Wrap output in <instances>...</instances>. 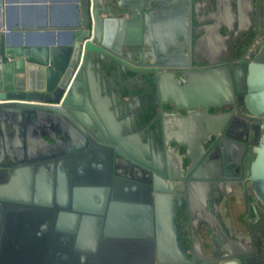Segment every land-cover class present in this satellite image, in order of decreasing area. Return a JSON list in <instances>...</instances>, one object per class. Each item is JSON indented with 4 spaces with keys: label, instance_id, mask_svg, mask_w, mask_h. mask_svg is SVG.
Listing matches in <instances>:
<instances>
[{
    "label": "water",
    "instance_id": "1",
    "mask_svg": "<svg viewBox=\"0 0 264 264\" xmlns=\"http://www.w3.org/2000/svg\"><path fill=\"white\" fill-rule=\"evenodd\" d=\"M18 2L0 0V15ZM175 6L160 9L179 19L173 55L122 52L141 45L123 31L142 27L141 0H75L61 31H0V137L26 129L34 142L0 148V264H119L108 256L127 239L145 247V264L196 263L216 229L195 224V196L214 178L232 188L248 221V243L225 236L223 264H251L262 250L264 19L248 35L229 28L233 44L240 39L231 61L200 71L190 62L191 8ZM57 25L44 18L35 27ZM111 108L125 120L111 124ZM188 123L191 144L168 129ZM111 202L140 206L110 216ZM140 210L147 220L133 217Z\"/></svg>",
    "mask_w": 264,
    "mask_h": 264
},
{
    "label": "crops",
    "instance_id": "2",
    "mask_svg": "<svg viewBox=\"0 0 264 264\" xmlns=\"http://www.w3.org/2000/svg\"><path fill=\"white\" fill-rule=\"evenodd\" d=\"M127 1H129L130 6L133 5L134 0ZM74 2L75 0H19L16 5H13L17 8L7 12L8 16H5L3 11L1 12L0 22L2 26L0 31L13 32L15 35L20 32L22 33V31H38V33L42 31H61L65 28L64 25L71 21L72 12L70 7L72 8ZM141 3L143 5V9L141 10L143 17L141 22H143V25L140 29L135 28L132 24L128 25L123 30L125 31V37L139 41L141 44L140 48L145 51L164 50L170 55H173L175 52L173 50L175 49L174 46L181 42L180 33L177 31L179 19L174 13L167 14L163 18L160 15V9L176 8L175 4L183 6L187 4L190 6L192 29L196 31L189 45L190 62L193 67H196L200 71L211 67H218L225 63L227 58L231 61V50L234 51L238 46H233L235 43L233 44L232 40L229 39V28L232 31H239L240 34L248 35L254 31L253 26L255 22L264 19V8L262 7L264 0H189V3L188 0H141ZM157 3L162 4V6L160 8L156 7ZM145 4L150 5V7H144ZM44 18L52 19L55 24H60V26H47L43 29L37 28ZM21 21L31 24L33 27L23 29L20 27ZM180 52L185 53L186 49L181 48ZM106 106L104 104L105 108ZM106 114L111 124L117 125L125 120L117 108L115 110L113 108L110 111L107 110ZM31 127L32 125L29 124V128ZM168 129L173 134L176 133L178 136H184L183 141L192 143L195 127L191 123H188L182 130H179L175 126H170ZM180 132H182V135ZM6 138L0 139L1 149H3L1 145H5L4 143L7 142L4 140H9L12 145L11 147L18 143L19 140L26 143L32 140L31 133L29 134V131L26 129L25 132L18 131V135H8ZM185 150L186 147L182 144L180 153H184ZM193 156H197V154L194 153ZM97 160L102 162V158H98ZM5 161L7 163V160ZM202 164V167L206 166V164ZM61 167L65 168L63 165ZM33 173L35 174L34 170ZM41 174L45 175L47 172H42ZM207 184L195 196V206L200 217L212 228L220 232V236H228L226 229L232 231L234 233L232 236L235 237L247 235L248 229L246 224L248 221L244 220L245 214L242 201H240V204L235 202L230 192L232 188L228 193L227 182L219 181L218 179L210 180ZM111 203L107 208V215L110 216L118 215L119 211L124 212L125 208L128 210L134 208V211H131L134 213L140 206L135 203L133 205L124 202ZM141 212L142 210L135 213L133 217L136 220L141 218L147 220L148 217L144 213L141 214ZM146 213L148 214V212ZM203 229L207 230V227L203 225ZM206 233H209V231L207 230ZM139 242H143V240L139 239ZM117 243H119L118 247L116 249L112 247L113 249L110 251L111 253L108 257L112 258L111 255L114 254L116 260H122L120 264H137L135 261H139L138 264H145L144 261L147 259L145 247L131 246L129 239ZM208 253L210 254V250H206L205 254Z\"/></svg>",
    "mask_w": 264,
    "mask_h": 264
},
{
    "label": "flooded vegetation",
    "instance_id": "3",
    "mask_svg": "<svg viewBox=\"0 0 264 264\" xmlns=\"http://www.w3.org/2000/svg\"><path fill=\"white\" fill-rule=\"evenodd\" d=\"M112 0H109V2H111ZM102 2L103 3H105V0H102ZM126 4H129V1H127L126 0ZM114 6V5H113ZM70 7V6H69ZM70 10H71V12L73 13V6H72V8L70 7ZM72 15H74V14H72ZM128 17V16H127ZM72 19V18H71ZM239 41L240 40H238L235 44H234V46L235 45H238L237 43H239ZM258 42H256V43H254V44H252V49L249 51L250 53V55H254V53H255V50H256V48H257V46H258V44H257ZM141 46H139V47H137V48H131V47H127V48H123L122 49V52H124V53H132L133 51L135 52V51H138L139 52V50H142L141 48H140ZM247 55V54H246ZM238 61L239 60H235L234 62H232V63H238ZM142 76L143 77V75H144V72L143 71H138V72H135L133 75H131L130 74V78H137L138 76ZM107 111V110H106ZM32 125V127L35 129V130H37V129H42V130H44L45 129V124L42 126L41 124H39V126L37 125V126H35L33 123L31 124ZM34 131V130H33ZM0 139H2V137H0ZM7 139V138H6ZM4 141H7L8 143V145H11V143L9 142V140H4ZM34 144V142H33V140H31L29 143H28V146L30 147V146H32ZM1 146H3V144L1 145ZM12 146V145H11ZM103 160V159H102ZM104 161V160H103ZM214 179H216V178H214ZM214 179H212L211 181H213ZM225 182V181H224ZM236 193H238V190L236 191ZM249 214L251 215V217L253 216V213H252V211H251V209L249 208ZM258 215H259V218L261 219V218H263L264 216H262L259 212H258ZM201 220H204L202 217H200V215H199V217H197V219H196V221H195V224L196 225H201L202 224V222H201ZM251 227H252V225H251ZM262 227H264V223H263V226ZM226 231H227V234H228V236L230 237V236H232V232L229 230V229H226ZM252 231H254V227H253V229H252ZM252 234H253V232H252ZM212 236H213V240H212V249H210V248H208L207 250H210V254L208 253V254H205L206 253V249L205 250H201V251H199V250H197L196 251V255L194 256V262H196V263H192V264H223V263H225V262H227V260H225V259H223V257H226V256H228V253H227V251H224V249H225V247H226V242H227V237H224V236H220V232H218V231H216L215 232V234H212ZM232 237H234V238H236V239H238L239 241H243V242H245V243H248L249 242V234H247V235H243L242 237H235V236H232ZM262 237H263V239H264V229H263V232H262ZM243 239V240H242ZM254 241H255V238H254ZM255 243H257V242H255ZM211 244V243H210ZM109 245V244H108ZM111 246V245H110ZM114 247V249H116V247H118V245L116 246V245H114L113 246ZM261 246H259V252H257L256 254H255V256H253V257H250L249 258V262L251 263V264H258V262L259 261H262L263 263H264V251H263V248L264 247H262V250H261V248H260ZM204 253V254H203ZM100 255L101 254H99L98 255V258L100 257ZM105 255V254H104ZM205 255V256H204ZM107 256V255H106ZM112 256V259H116L115 258V256H114V254L113 255H111ZM47 258H48V254H46V256H44V260H45V263H46V260H47ZM102 258H104L103 257V255H102ZM208 259V260H207ZM118 261V263L120 264L121 262H122V260H120V259H118L117 260Z\"/></svg>",
    "mask_w": 264,
    "mask_h": 264
},
{
    "label": "bare ground",
    "instance_id": "4",
    "mask_svg": "<svg viewBox=\"0 0 264 264\" xmlns=\"http://www.w3.org/2000/svg\"><path fill=\"white\" fill-rule=\"evenodd\" d=\"M24 1V0H23ZM22 7H23V5H22ZM11 9H14V6H13V8H11ZM26 11V10H25ZM28 13V12H27ZM4 30H6V29H4Z\"/></svg>",
    "mask_w": 264,
    "mask_h": 264
},
{
    "label": "built area",
    "instance_id": "5",
    "mask_svg": "<svg viewBox=\"0 0 264 264\" xmlns=\"http://www.w3.org/2000/svg\"><path fill=\"white\" fill-rule=\"evenodd\" d=\"M6 33L9 32V31H5Z\"/></svg>",
    "mask_w": 264,
    "mask_h": 264
}]
</instances>
